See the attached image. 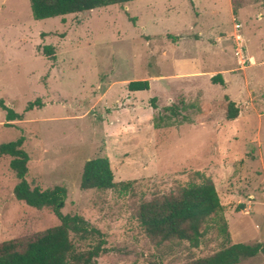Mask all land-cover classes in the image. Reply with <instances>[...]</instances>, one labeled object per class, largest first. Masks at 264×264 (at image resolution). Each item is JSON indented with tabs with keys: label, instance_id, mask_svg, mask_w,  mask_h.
<instances>
[{
	"label": "rangeland",
	"instance_id": "obj_1",
	"mask_svg": "<svg viewBox=\"0 0 264 264\" xmlns=\"http://www.w3.org/2000/svg\"><path fill=\"white\" fill-rule=\"evenodd\" d=\"M234 23L241 25L245 51L264 54V0H135L44 20H34L28 0H0V145L23 137L30 186L66 188L62 213L82 217L104 239L106 250L96 264H190L224 245L264 243V167L256 159H264V119L260 148L250 143L255 120L238 127L225 120L224 129L212 134L210 124L199 123L223 121L226 86L204 82L208 75L197 81L180 74L231 67V74L242 73L232 44ZM184 35L200 40L185 39L184 52H175L170 39ZM217 37L214 55L209 51ZM45 46L53 48L54 59L43 54ZM174 72L181 76L176 84L129 88L143 76ZM252 74L257 80L254 87L248 78L247 88L255 91L250 100L264 113V68ZM206 92L211 108L202 103ZM1 101L20 119L8 122ZM242 105L248 107L247 101ZM102 156L115 182L131 183L125 194L80 188L84 163ZM10 159L0 157V244L59 224L50 210L15 199ZM211 160L223 173L204 168ZM196 172L210 178L219 200L232 206L227 214L224 207L229 240L212 227L196 248L186 242L155 245L139 226V205L177 195L199 181ZM250 192L261 212L252 203L241 211L236 200H224ZM240 264H264V254Z\"/></svg>",
	"mask_w": 264,
	"mask_h": 264
},
{
	"label": "trees",
	"instance_id": "obj_2",
	"mask_svg": "<svg viewBox=\"0 0 264 264\" xmlns=\"http://www.w3.org/2000/svg\"><path fill=\"white\" fill-rule=\"evenodd\" d=\"M34 20L62 17L68 14L89 12L94 9L122 5L135 0H28ZM43 54L54 59L53 48L45 46ZM131 91L147 88L145 81L130 82ZM31 106V104L29 105ZM6 111L8 122L20 119L11 108ZM168 108H166L167 110ZM226 119L237 117V109L229 102ZM23 137L0 145V157L9 156L10 170L17 183L13 195L17 201L34 209H48L59 224L36 234L29 239H15L0 244V264H96L105 253L101 232L78 215L63 214L67 198L63 186H54L41 191L31 187L26 180L29 157L23 150ZM197 183L183 187L177 195H158L143 201L137 210V220L144 235L155 245L186 242L198 247L200 240L212 227L229 240L228 226L216 188L210 178L196 172ZM130 182H115L109 159L97 157L84 163L80 188L82 190H114L125 194ZM77 243L87 244L79 247ZM264 254V243L224 245L212 254L192 260L190 264H240L243 260Z\"/></svg>",
	"mask_w": 264,
	"mask_h": 264
},
{
	"label": "crops",
	"instance_id": "obj_3",
	"mask_svg": "<svg viewBox=\"0 0 264 264\" xmlns=\"http://www.w3.org/2000/svg\"><path fill=\"white\" fill-rule=\"evenodd\" d=\"M233 35V34H232ZM185 39H195V40H200L199 36H194V35H184L181 36L180 39H176L172 38L170 39L171 42V47L173 50H175V52H180L179 50H181L180 53L184 52V49L181 46V42ZM219 43V37H217L216 42H213L212 45H214L215 47L210 49V53L217 55L219 53V46L217 45ZM210 44V43H209ZM233 44V42H232ZM211 46V45H208ZM245 50H246V45H245ZM245 56L247 57V59H249V62L247 64H245L243 67H241L238 63H237V70H241L242 73H238V74H231L233 70V67L231 68H227V69H219V70H214V71H204V70H197V71H189L188 73H180V72H174V73H170L169 75H157L155 77H142L140 78L141 80H139V82H143L145 81L147 83V88L144 90H148L149 87H151V81L154 83H162V82H168L167 85H171V84H176L179 81L177 80L180 74L184 75V78H189L188 76H190L191 80H197L200 81V79L202 78H206V76L208 75L207 79L203 80L204 82H211L212 80H218L220 83H218V88L221 87L223 84L226 86L224 91L226 92V102L227 104L229 102L234 104L235 109H237V117L233 120H227L226 119V114L223 118V121H216L215 124L212 122H200L199 125L200 127H204L207 124H210L213 128H212V134H219V132L222 130V128L224 129L225 124L224 121L227 120L229 122V124H233L234 126H249V123L251 120H255L257 121L256 123L258 124V127H256V130L254 132H252V136L250 139V143L254 144L256 146V148H260L261 144H260V125H262L261 121L264 119V113H261L260 110H258V108H256V106L252 105L251 100L254 97V89H248V78L250 79L251 83L254 85V87L256 86V80L257 78L254 77V75L252 74V71L254 69H260V68H264V54L262 53V51H258L256 53V55H249L246 51H245ZM162 54H164V51L162 52ZM220 58V56L218 57ZM221 60V59H220ZM238 61V60H237ZM258 62H262V63H258ZM247 68V71H245ZM245 69V70H244ZM180 73V74H178ZM227 75H229L227 77ZM238 83V88L235 90L234 89V83ZM208 86L214 87L216 85L213 84H207ZM259 87V86H258ZM231 89V90H230ZM256 90V89H255ZM204 92V91H203ZM222 91H220L221 93ZM231 92V93H230ZM204 99H202V103L208 107L211 108V104H212V100L211 98L208 97L207 92L204 93V97H202ZM247 101V106L248 107H244L242 104L244 103L245 100ZM249 102V103H248ZM227 109V107H226ZM213 114L211 115L212 119H214V113H210ZM187 123L184 124H180L179 127H184L186 126ZM216 125V126H213ZM189 126V124H188ZM233 132L231 134H233L232 136H235L234 134H237L236 129L234 128L232 130ZM235 131V132H234ZM215 142H213L214 144ZM262 153V152H260ZM260 161V166L263 168L264 167V159H263V155L261 154V156H259V158H256ZM255 159V160H256ZM248 160L243 161L244 162V166L246 167L245 163H247ZM254 161V160H251ZM218 160H211L210 164H208V166H204L205 169H209V173L211 175H213L214 171L219 170L220 173H223L224 170H222L221 166L222 165H218ZM214 178V176H213ZM254 198V195L250 193L243 195V196H237L234 197L232 194L225 197L224 200L226 202H230L233 203V201L231 200H236L237 203L236 204H240L238 207L240 208V210L242 211V209H247V205L249 203H252L254 206L253 208L256 209L257 212H261L262 210V205L260 203H258V201H252ZM220 203L223 207H225V213L227 214L229 210H231L232 206H229L230 204H225L223 202H221L220 199ZM257 204V205H256ZM246 205V207H245ZM237 206V205H236ZM236 206L234 207V210L236 208ZM255 206H261L260 209H257Z\"/></svg>",
	"mask_w": 264,
	"mask_h": 264
},
{
	"label": "built area",
	"instance_id": "obj_4",
	"mask_svg": "<svg viewBox=\"0 0 264 264\" xmlns=\"http://www.w3.org/2000/svg\"><path fill=\"white\" fill-rule=\"evenodd\" d=\"M240 29L241 25L239 23H234L232 42L234 46V55L237 57L238 64L243 67L249 62V59L245 56V44L242 35L239 33Z\"/></svg>",
	"mask_w": 264,
	"mask_h": 264
}]
</instances>
